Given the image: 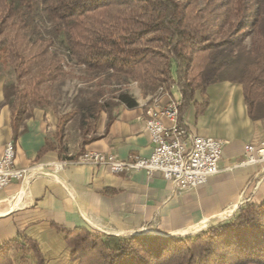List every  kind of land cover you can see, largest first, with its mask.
<instances>
[{"label": "trees", "instance_id": "1", "mask_svg": "<svg viewBox=\"0 0 264 264\" xmlns=\"http://www.w3.org/2000/svg\"><path fill=\"white\" fill-rule=\"evenodd\" d=\"M44 22L51 26L46 39ZM249 26L255 28L250 51L243 47L237 54L232 48L242 44ZM59 37L70 57L90 71L122 74L151 88L177 85L179 115L197 90L204 108L206 87L227 78L223 71L237 59L238 75L228 78L242 84L251 117L264 112V0H206L201 6L195 0H0V49L16 80L4 94L15 130L28 106L42 105L40 85L61 74L59 59L33 71ZM118 100L136 105L129 94ZM70 117H58L57 136ZM65 236L79 264H264V199L247 201L226 221L193 234L103 236L75 229ZM0 264L44 259L35 241L12 239L0 243Z\"/></svg>", "mask_w": 264, "mask_h": 264}, {"label": "crops", "instance_id": "2", "mask_svg": "<svg viewBox=\"0 0 264 264\" xmlns=\"http://www.w3.org/2000/svg\"><path fill=\"white\" fill-rule=\"evenodd\" d=\"M8 84L12 83H0V151L12 140L16 167L36 165L31 170L36 173L0 189V243L31 239L38 244L44 264H79L72 258L65 231L85 229L103 236L193 234L226 221L247 201L264 199V162L244 163L245 146L264 141V112L249 115L237 80L227 77L209 84L204 108V96L197 90L179 115L189 131L223 142L218 173L181 191L159 173L149 175L140 169L114 174L106 166L73 161L84 151L112 153L121 159L149 156L152 145L144 121L157 88L135 87L130 91L135 106L113 98L85 115L79 127H71V114L57 136L60 115L43 105H31L14 129L4 94ZM169 98L181 101L177 85L165 87L161 104ZM71 136L76 140L73 146H57Z\"/></svg>", "mask_w": 264, "mask_h": 264}, {"label": "built area", "instance_id": "3", "mask_svg": "<svg viewBox=\"0 0 264 264\" xmlns=\"http://www.w3.org/2000/svg\"><path fill=\"white\" fill-rule=\"evenodd\" d=\"M69 55V52H67ZM70 56V55H69ZM65 57L62 66L72 63ZM165 85L157 87L151 105L146 111L145 129L150 137L152 152L149 156L130 155L121 159L112 153L84 151L73 161L92 166H106L111 173L120 174L133 170H145L149 175L159 173L174 183L178 191L205 183L219 171L223 142L220 139L201 136L187 129L179 121V102L169 98L161 104ZM245 164L264 162V141L258 146H245ZM15 143L8 140L0 151V189L13 181H24L36 171V165L17 168Z\"/></svg>", "mask_w": 264, "mask_h": 264}, {"label": "rangeland", "instance_id": "4", "mask_svg": "<svg viewBox=\"0 0 264 264\" xmlns=\"http://www.w3.org/2000/svg\"><path fill=\"white\" fill-rule=\"evenodd\" d=\"M195 1L201 6L206 0ZM251 9L256 13L257 5H252ZM50 27L49 22L42 24L41 33L44 39L49 37ZM254 29V26H249L244 30L242 44L232 48L235 53L240 54L243 47L245 51H250L251 39L255 36ZM33 40L37 41L36 45L40 44L39 38ZM65 57L70 58L67 54L65 41L59 37L48 46L44 60L35 61L33 71H37L43 64L54 59H59L61 62ZM239 67L240 63L236 59L231 66L223 71L224 76H237ZM61 68L62 71L58 77L40 85L37 91V101L41 102L44 107L52 108L56 115L71 113L73 119L70 125L73 128L81 126L85 115H91L96 107L104 106L113 101V98H118L124 93L130 95V91L135 87H142L143 91L151 89L147 83H130L133 79L122 74H114L110 71H90L74 59L72 63L61 66ZM0 83H16L13 67L3 48L0 49ZM33 105L36 104L33 103ZM31 108L28 106L25 113L28 114ZM68 138L62 140L63 144L59 143L57 146L63 149L64 143L66 146H73L76 143L74 136Z\"/></svg>", "mask_w": 264, "mask_h": 264}]
</instances>
